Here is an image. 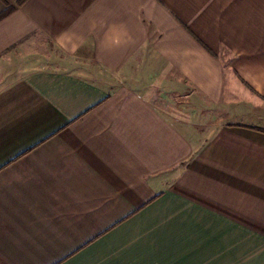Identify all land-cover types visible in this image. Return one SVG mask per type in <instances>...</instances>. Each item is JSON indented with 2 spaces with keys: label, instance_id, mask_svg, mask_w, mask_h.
I'll return each mask as SVG.
<instances>
[{
  "label": "crops",
  "instance_id": "0c3cea01",
  "mask_svg": "<svg viewBox=\"0 0 264 264\" xmlns=\"http://www.w3.org/2000/svg\"><path fill=\"white\" fill-rule=\"evenodd\" d=\"M20 1L0 264H264V0Z\"/></svg>",
  "mask_w": 264,
  "mask_h": 264
},
{
  "label": "rangeland",
  "instance_id": "374dc122",
  "mask_svg": "<svg viewBox=\"0 0 264 264\" xmlns=\"http://www.w3.org/2000/svg\"><path fill=\"white\" fill-rule=\"evenodd\" d=\"M159 93L160 92H155V95L152 96L153 97L152 102L154 101V104L158 108H160V110H162L164 113L168 112L169 107L167 103H169V100L159 97ZM154 97L156 98V100H154Z\"/></svg>",
  "mask_w": 264,
  "mask_h": 264
},
{
  "label": "trees",
  "instance_id": "16d2710c",
  "mask_svg": "<svg viewBox=\"0 0 264 264\" xmlns=\"http://www.w3.org/2000/svg\"><path fill=\"white\" fill-rule=\"evenodd\" d=\"M22 1H25V0H21L20 2H22Z\"/></svg>",
  "mask_w": 264,
  "mask_h": 264
}]
</instances>
